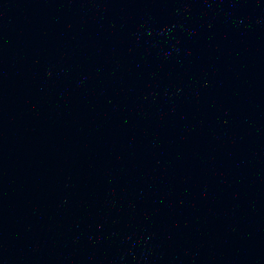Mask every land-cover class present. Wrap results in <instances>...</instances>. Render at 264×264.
<instances>
[{
    "label": "water",
    "instance_id": "water-1",
    "mask_svg": "<svg viewBox=\"0 0 264 264\" xmlns=\"http://www.w3.org/2000/svg\"><path fill=\"white\" fill-rule=\"evenodd\" d=\"M0 264H264L248 0H0Z\"/></svg>",
    "mask_w": 264,
    "mask_h": 264
}]
</instances>
